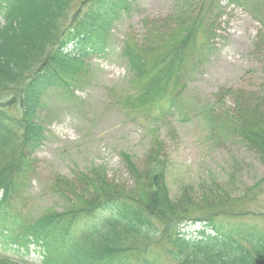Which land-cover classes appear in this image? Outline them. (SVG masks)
I'll return each instance as SVG.
<instances>
[{
	"label": "rangeland",
	"instance_id": "rangeland-1",
	"mask_svg": "<svg viewBox=\"0 0 264 264\" xmlns=\"http://www.w3.org/2000/svg\"><path fill=\"white\" fill-rule=\"evenodd\" d=\"M126 1L129 9L119 10L112 22L106 55L95 54L86 61L73 96L49 91L44 98L38 116L47 119L45 133L30 155L34 171L12 205L33 217L48 210L61 212L86 198L71 195L66 183L76 193L82 192L86 187L78 179L89 181L98 172L122 185L128 196L144 199L147 186L143 179L138 183L137 176L155 166L171 199H177L184 187L194 191L197 206L188 213L202 220L188 218L180 223L179 232L185 237L195 238V230H210L209 221L204 220L209 215L200 200L213 191L217 192L218 219L264 230V157L241 138L233 118L235 97L226 92L264 93V24L252 15L258 11L264 16V0ZM83 2L72 0L68 12L79 15ZM178 14L186 20L184 25L176 26L172 19L164 24L170 15ZM190 29L195 31L194 42L184 60L190 64L193 55L199 58L198 44L206 30L210 34L213 29L211 50L194 68L188 67L187 82L177 91L174 107L165 104L166 91L155 94L150 109L141 113L138 98H143L145 85L158 71L156 52L169 50ZM125 41L151 54L149 73L143 79L132 78L119 55ZM15 109L7 110L15 115ZM123 156L137 166V176L127 170ZM91 220L85 215L78 224ZM184 222L189 225L183 227ZM155 224L160 230L164 227L159 221ZM163 245L162 241L153 244L151 257L172 264ZM16 250L0 249V254L11 255L17 264H41L42 255L32 246L28 251ZM130 264L139 263L132 260Z\"/></svg>",
	"mask_w": 264,
	"mask_h": 264
},
{
	"label": "trees",
	"instance_id": "trees-1",
	"mask_svg": "<svg viewBox=\"0 0 264 264\" xmlns=\"http://www.w3.org/2000/svg\"><path fill=\"white\" fill-rule=\"evenodd\" d=\"M71 3L72 0L0 1V245L27 248L33 244L42 253L41 264H130L132 260L166 264L151 257L149 248L158 241L162 245L165 241L163 246L172 264H264V230L218 219L217 192L212 189L213 193L200 200L209 215L204 220L209 221L210 232L199 230L195 238L182 235L180 223L188 218L202 220L188 213L196 205L194 191L184 187L177 199H171L155 166L137 176V166L127 156H123L127 170L137 176L138 183L143 179L147 186L144 199L128 196L122 185L98 172L89 181L86 177L82 180V176L78 179L86 187L82 192L76 193L71 189L74 186L66 183L65 190L71 195L86 198L61 212L48 210L33 217L22 215L12 205L34 171L30 155L45 133L47 119L38 116L44 98L49 91H59L65 98L73 96L85 74L86 61L95 54L106 55L112 22L119 10L127 11L130 6L126 0H84L82 8L86 9L82 12L81 8L80 14L73 17L68 12ZM261 14L252 11L264 24ZM169 19L176 26L186 21L181 14L170 15L164 24ZM210 31L206 30L198 44L199 58L189 53L193 55L190 64L184 59L187 47L194 42V29L169 50L156 52L158 71L145 85L143 98H138L141 113L150 109L155 94L166 91L165 104L174 107L177 91L187 82L188 67L202 62L212 48L214 32ZM136 46L125 41L120 50L135 80L148 75L151 55ZM151 68L155 69V65ZM226 92L235 97L233 118L238 121L241 138L264 157V93L236 89ZM8 108H16L18 114ZM157 151L156 147L150 152L149 162H153ZM85 215L92 220L80 226L78 220ZM155 221L164 227L160 230ZM14 262L10 256L0 254V264H17Z\"/></svg>",
	"mask_w": 264,
	"mask_h": 264
}]
</instances>
